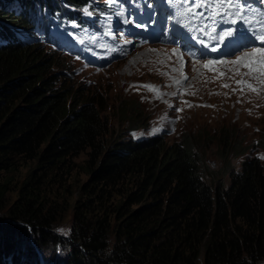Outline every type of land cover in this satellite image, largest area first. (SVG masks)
I'll return each mask as SVG.
<instances>
[{
	"label": "trees",
	"instance_id": "obj_1",
	"mask_svg": "<svg viewBox=\"0 0 264 264\" xmlns=\"http://www.w3.org/2000/svg\"><path fill=\"white\" fill-rule=\"evenodd\" d=\"M86 1L0 0V264H60L56 251L41 253L47 244L66 249L63 264H262L258 157L230 166L227 185L222 177L211 184L192 136L168 143L160 134L111 135L94 102L58 78L37 43L28 44L32 11ZM126 118L135 123L132 112ZM233 144L225 140L222 149L245 151ZM81 153L87 178L79 183L73 173ZM23 167L18 181L11 172ZM49 194L74 195L64 208L72 216L67 236L51 229L58 221Z\"/></svg>",
	"mask_w": 264,
	"mask_h": 264
},
{
	"label": "rangeland",
	"instance_id": "obj_2",
	"mask_svg": "<svg viewBox=\"0 0 264 264\" xmlns=\"http://www.w3.org/2000/svg\"><path fill=\"white\" fill-rule=\"evenodd\" d=\"M143 2L144 6L139 0H116L112 4L109 0H87L64 3L60 10L48 16L41 9L39 13L32 11L43 24L33 31L34 40L28 44L37 43L48 55L58 78L78 95L94 102L106 116L111 135L136 138L160 134L168 143L180 140L183 135L192 136L203 174L211 184L222 177L227 185L228 168H238L246 156H256L264 165V89L257 93L244 87L241 91L236 80L247 79L256 87H260L259 83L252 77L234 76L231 65L218 66L225 73L223 76L219 71L203 67L208 60L221 58L189 59L196 57L189 43L197 40L193 29L198 33L207 25L203 32L207 34L212 29V21L197 19L190 23L191 17L178 16L181 9L168 0ZM189 3L190 0H185L184 7ZM247 3L259 10L264 0H247ZM84 9L93 14L86 15ZM132 11L137 12L136 18ZM197 11L207 13L208 10ZM221 26L228 27L226 23ZM19 35L30 38L24 32ZM214 36L215 33L211 39ZM173 49L178 52L173 53ZM241 51L231 57H227L231 54L223 55V59L233 60ZM156 55L158 61H155ZM225 84L229 87H224ZM144 85H152L154 89ZM134 111L139 112L134 114ZM130 112L136 116L135 127L126 118ZM225 140L235 142L237 149L245 147V151L236 156L228 152L229 147L222 149ZM83 158V153L74 158L77 165L73 177L79 183L87 178ZM25 170L23 167L11 174L19 177V181ZM74 178L68 179L72 188ZM15 186L8 192V203L16 197ZM48 198L56 204L54 216L58 221L51 229L67 236L72 216L64 208L73 202L74 195L68 194L63 199L49 194ZM1 211L4 213L6 209ZM5 218L0 216V221ZM53 245L47 244V248L40 245L39 249L49 256L56 251L57 261L63 264L66 249L61 244ZM261 263L264 264V259Z\"/></svg>",
	"mask_w": 264,
	"mask_h": 264
},
{
	"label": "snow or ice",
	"instance_id": "obj_3",
	"mask_svg": "<svg viewBox=\"0 0 264 264\" xmlns=\"http://www.w3.org/2000/svg\"><path fill=\"white\" fill-rule=\"evenodd\" d=\"M115 2L116 0H109L110 4ZM184 2L185 0H168L169 4L181 9L177 13L178 16L187 15L191 17L190 23H194L197 19L212 21V30L216 33V44L211 48L212 52H216L221 43H223L224 49H227L229 44L240 39L241 31L246 34L247 43H241L240 48L251 46V51H243L241 55H236L233 60L223 58L208 60L203 67L208 68L210 71H219L218 66L231 65L233 67L230 70L234 73V76L252 77L259 83L260 87H256L247 79L236 80V83L241 85V91L244 90V87L257 93L264 89V10L252 8L248 5L247 0H190L187 7H184ZM203 8H207V13L197 11V9ZM84 12L89 16L93 14L88 9H84ZM225 23L228 25L227 28L220 27ZM237 23L241 25L239 30L231 27ZM206 27L207 25L201 27L199 31L204 32ZM200 44L205 45L206 40H200ZM177 52V49H173V53ZM229 54L235 55V52L228 53L221 50L222 56ZM180 60L183 64L182 55ZM241 69L247 71L242 72ZM219 75L223 76L225 73L219 71ZM144 87L154 89L152 85H144ZM224 87H229V85L225 84Z\"/></svg>",
	"mask_w": 264,
	"mask_h": 264
},
{
	"label": "bare ground",
	"instance_id": "obj_4",
	"mask_svg": "<svg viewBox=\"0 0 264 264\" xmlns=\"http://www.w3.org/2000/svg\"><path fill=\"white\" fill-rule=\"evenodd\" d=\"M220 27H222V26H220ZM210 42L213 43V44L216 42V33H215L214 39H211ZM221 44H223V43H221ZM223 48H224V47H223ZM154 53H155V52H154ZM157 53H158V52H157ZM155 54H156V53H155ZM157 55H158V54H157ZM157 55L155 56V61H158V57H157ZM164 57H165V56H164ZM167 57H168V56H167ZM171 57H172L173 60H174V55H172ZM168 58H169V57H168Z\"/></svg>",
	"mask_w": 264,
	"mask_h": 264
}]
</instances>
